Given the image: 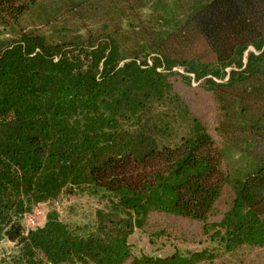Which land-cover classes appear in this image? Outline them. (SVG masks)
Here are the masks:
<instances>
[{
  "label": "trees",
  "instance_id": "trees-1",
  "mask_svg": "<svg viewBox=\"0 0 264 264\" xmlns=\"http://www.w3.org/2000/svg\"><path fill=\"white\" fill-rule=\"evenodd\" d=\"M0 26V241L14 247L0 264L264 250V0H0ZM191 80L211 110L191 105ZM215 135L235 153L227 170ZM71 195L98 206L24 227ZM167 219L199 224L209 246L135 254V230L174 236Z\"/></svg>",
  "mask_w": 264,
  "mask_h": 264
},
{
  "label": "rangeland",
  "instance_id": "rangeland-1",
  "mask_svg": "<svg viewBox=\"0 0 264 264\" xmlns=\"http://www.w3.org/2000/svg\"><path fill=\"white\" fill-rule=\"evenodd\" d=\"M36 24V19L33 15H23L19 20V26H29ZM6 30L0 26V37L6 34ZM173 70H179L180 68H173ZM194 88L185 87L182 89L185 95L188 97L191 105L198 113H203L211 110L212 103L210 97L196 88V82L191 80ZM212 115V114H211ZM210 117V116H209ZM215 139L219 145L222 146L221 140L215 135ZM224 149V164L225 170L231 167V159L234 158V151L222 146ZM231 162V163H230ZM230 198L229 187L225 190L222 198L219 201L220 208L226 206L228 199ZM98 206L96 200L79 195L63 196L59 200L54 202L40 203L33 207L30 213L25 214L22 222L25 228H33L38 225H42L45 222L46 214L51 209H56L61 219L70 221H82L86 220L90 216L93 209ZM217 215L211 216L210 220H216ZM155 224H158L157 221ZM166 227L172 229L174 236H156L151 237L147 232L142 230H135L129 237L133 252L135 254L147 253L152 255H167L175 250L184 251L187 249H201L209 246V242L204 240V237L200 235L199 224H193L183 222L181 220H166L164 222ZM150 229H153L150 227ZM202 239V242L199 240ZM13 244L6 240L0 241V259L4 258L7 253L12 251ZM128 264V263H127ZM210 264V263H207ZM213 264H264V250L257 249L252 251L251 249H242L235 251L234 253H220L218 257L214 259Z\"/></svg>",
  "mask_w": 264,
  "mask_h": 264
}]
</instances>
